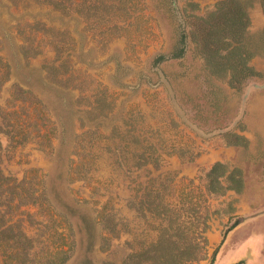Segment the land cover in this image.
<instances>
[{
	"label": "rangeland",
	"instance_id": "374dc122",
	"mask_svg": "<svg viewBox=\"0 0 264 264\" xmlns=\"http://www.w3.org/2000/svg\"><path fill=\"white\" fill-rule=\"evenodd\" d=\"M132 1L104 14L97 0H0V183L48 194L0 187V264H58L66 252L65 264H147L130 258L174 239L191 264H264L263 0H238L257 73L238 89L226 77L207 88L193 45L172 56L169 0ZM220 1L178 5L187 20ZM20 74L69 95L65 145L51 91L24 92Z\"/></svg>",
	"mask_w": 264,
	"mask_h": 264
},
{
	"label": "trees",
	"instance_id": "16d2710c",
	"mask_svg": "<svg viewBox=\"0 0 264 264\" xmlns=\"http://www.w3.org/2000/svg\"><path fill=\"white\" fill-rule=\"evenodd\" d=\"M129 2H132L133 6L136 8L137 5L132 0H117V2L116 0H97V13L101 11L104 14H107L108 10L106 9H108V7L112 8L115 3L116 6H125V4ZM132 7L130 6L128 10H126L124 7L123 9H119L123 13L128 11L131 14V12L135 11V8ZM197 8L199 7H197V5H194V9H192V12L200 11ZM101 18V20L105 21V19H103L104 17L101 16ZM106 22L110 21L107 20ZM186 23L189 44L193 45L196 54L201 56L205 62L202 71L204 72V84L207 88H215L213 81L214 77H226L228 78V82L230 83V85L234 89H238L246 80L255 75L254 70L248 67V62L253 53L249 47V44L244 41L245 32L247 27L249 26V17L244 5L240 1L222 0L217 3L215 12L209 14L207 17L190 15L189 19L186 20ZM226 51H228V53L224 55V52ZM179 56L180 55H175L176 58H179ZM12 57V59H15L16 56H14L13 54ZM157 61L155 62V64L157 63ZM17 78L22 84L29 87L27 88V90L30 92L26 90H24V92L32 93L33 95L35 90L44 91V89H46L47 87L49 88V90L51 91V94H49V100L48 97L43 95V101L45 100V102H47V105H49L51 107V110H53L55 117L58 118L57 125H59L60 139L62 140V144L67 143L68 135H70V121L72 120V116H74V111L72 110L73 104L71 99L69 98V95L64 92L63 96L62 90L54 92L49 85L45 84L44 81H41L39 79H31L32 81H28L27 76L22 74L17 75ZM143 78L144 77L142 76L141 79ZM56 90L58 89L56 88ZM43 91L39 92L43 94ZM54 97L60 100L56 101L54 100ZM219 166L220 165H217L215 172ZM2 178H4V183H0V187L5 188L6 192L9 190L11 196H14L16 198H18V196L24 197L28 193V190H24L23 185H16L9 188L8 181H10L11 178L8 179L9 177L6 178L5 176H3ZM232 181L238 187L242 185L241 179L236 176ZM237 186L232 188L236 189ZM28 194L33 198V200H39L41 199V197L46 198L47 200L48 195L47 194L46 197H44L43 194H41L40 197L39 195H35V190L34 193L33 191H31ZM8 201H11V199ZM16 234L17 236H19V238L24 240L23 242L21 240L18 241L17 244L27 245L28 242L31 241L28 235L24 234L19 228ZM174 240L175 246L173 247L170 245V248L161 250L158 249V246H156L154 249H148L146 251H141L139 254H135V256L131 257L130 260L138 257L139 259L144 258L145 262L147 261V264H191L190 258H192L193 251L190 246L187 245L185 247H181L179 245V241H177L176 239ZM160 241L161 243L169 242V240L167 241L165 237L161 238ZM28 249H31L29 245ZM60 252L62 253V251ZM68 253L69 252L62 253L63 257L62 259H60L61 261L58 262V264H65L69 261L70 256L68 255ZM27 256V251H24L22 253L19 252L17 254V258L22 257L25 259ZM20 263L25 264L23 260H21ZM54 264H57V262H54Z\"/></svg>",
	"mask_w": 264,
	"mask_h": 264
},
{
	"label": "flooded vegetation",
	"instance_id": "af4514ba",
	"mask_svg": "<svg viewBox=\"0 0 264 264\" xmlns=\"http://www.w3.org/2000/svg\"><path fill=\"white\" fill-rule=\"evenodd\" d=\"M169 3V6H170V12L172 13V16L174 19H176V22L178 24V40H179V43L177 45V48L175 50V52L172 54L173 57H175V55H180L178 59H184L187 55V52H188V45H189V39L187 37V23H186V33H182L181 32V25L179 23V21L177 20V17H176V14H175V9L173 7V0H169L168 1ZM182 12V11H181ZM184 17V16H183ZM185 19V18H184ZM186 21V20H185ZM183 40V41H181ZM167 58V57H166ZM162 60L159 58L157 63H156V67H158L160 64H161ZM257 76V73L255 72V75L252 76L251 78H254ZM249 78V79H251ZM248 79V80H249ZM246 80L243 85L248 81ZM242 85V86H243ZM241 88V87H240Z\"/></svg>",
	"mask_w": 264,
	"mask_h": 264
},
{
	"label": "water",
	"instance_id": "95a60500",
	"mask_svg": "<svg viewBox=\"0 0 264 264\" xmlns=\"http://www.w3.org/2000/svg\"><path fill=\"white\" fill-rule=\"evenodd\" d=\"M173 7L175 9V14H176L177 20L179 21V23L181 25V32L186 33V21L183 17L181 10H180V7L178 5V0H173ZM158 72H159V75L161 77L162 82L165 83V85L167 86L168 89H170L171 85H170L169 81L167 80V78L165 77L164 73L160 69H158ZM173 99H174V97H173ZM260 214H264V213L262 212ZM260 214H257V215H260Z\"/></svg>",
	"mask_w": 264,
	"mask_h": 264
}]
</instances>
